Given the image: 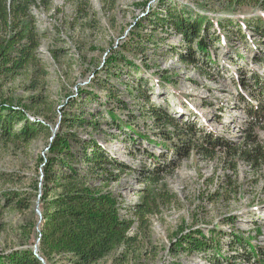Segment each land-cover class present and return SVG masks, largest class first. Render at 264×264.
Wrapping results in <instances>:
<instances>
[{"label":"rangeland","instance_id":"374dc122","mask_svg":"<svg viewBox=\"0 0 264 264\" xmlns=\"http://www.w3.org/2000/svg\"><path fill=\"white\" fill-rule=\"evenodd\" d=\"M159 1L52 0L48 10L43 6L32 8L42 37L39 58L44 75L39 73L34 78L40 87L31 90L30 80L22 77L0 92V101L22 106L28 119L42 123L46 130L29 145L0 146V255L7 258L17 250L31 249L41 264H69L65 259L57 258L51 263L40 259L41 183L49 147L61 132L62 122L81 115L88 122L101 124L100 130L86 124L71 132L83 140H95L113 162L127 167L108 190L122 204L120 215L135 221L130 235L138 236L134 250L128 253L120 248L99 264H212L172 250L182 235L196 231L207 239L213 238V243L218 241L224 251L227 239L238 231L253 238L254 249L256 245L264 247V164L254 171L239 160L237 172L233 173L223 163L222 155L216 160L191 155L179 163L173 174L165 175L162 182L150 188L158 210L149 224L141 225L133 214L132 207L141 203L142 192L147 189L140 172L144 167L153 169L148 155L166 156L165 161H170L171 155L154 144L161 140L156 135L158 131L153 129L152 120L138 112L145 107V97L180 122L240 145L250 120L247 102L258 95L255 90H246L242 97L235 72L241 71V77L249 81L254 73L264 78V46L259 42L264 39L256 31L257 24L264 23L263 7H239L230 0H166L158 10ZM169 6L209 17L214 23L211 33L220 30L219 21L224 25L232 23L229 30L222 29V40L210 48L216 63L204 60L200 72L187 66L180 59V54L186 52L174 49L184 45L182 38H167L159 30L156 38L165 40L159 42L158 48L145 43L138 52L124 54L128 62L116 67L118 78L113 76L105 82L104 62L134 37L131 32L137 22L149 17L151 11L158 10L166 17L162 11ZM146 27L144 33L149 36L153 27ZM109 89L119 95L127 110H120L117 102L108 100ZM38 96L41 104L34 106L32 101ZM109 109L125 122L130 111H135L134 126L152 142L138 138L128 128L119 130ZM99 113L102 116L95 119ZM257 133L264 146V128ZM76 166L84 174L86 167L80 161ZM102 183L91 182L97 187ZM20 200L25 209L17 208ZM258 238V244H254ZM226 256L218 260L232 264Z\"/></svg>","mask_w":264,"mask_h":264},{"label":"trees","instance_id":"16d2710c","mask_svg":"<svg viewBox=\"0 0 264 264\" xmlns=\"http://www.w3.org/2000/svg\"><path fill=\"white\" fill-rule=\"evenodd\" d=\"M165 1L158 2V10L162 5H166ZM230 3L239 7L246 5L264 8V0H230ZM51 4L52 0H0V92L8 84L15 83L22 77L30 80L31 90L40 87L39 84L36 85L34 78L39 73L44 75L39 58L42 37L32 8L43 6L48 10ZM158 10L151 11L149 17L139 20L131 32L134 37H130L128 42L118 48L119 51H114L104 62L107 74L105 82H109V78L113 76L118 78L120 73H116V67L128 62L124 54L138 52L145 43H152L158 48L159 42L165 40L156 38L159 30H162L167 38L177 36L182 38L184 45L174 49L182 48L186 52L185 55L180 54V59L187 66L194 67L200 72V65L204 60L216 63L213 61L210 48L222 40V29L229 30L232 23L224 25L217 21L220 30L211 33L214 23L209 17L198 15L194 11H186L183 7L180 12L172 6L167 7L162 11L166 13V17L161 16ZM145 24L153 27V32L149 36L144 33ZM263 24V22L261 26L257 24L256 31L264 39ZM259 42L264 46V41ZM130 64L132 67L135 66L133 63ZM241 75V71L235 72L240 95L244 97L246 90H255L254 94L258 97L247 102L246 110L250 120L244 128L245 137L240 145L214 132L205 134L194 124L180 122L164 108L151 104L149 98L145 97V107L139 108L138 112L140 116L152 120L153 129L158 131L156 135L161 140L154 144L167 150L171 155L168 156L170 161H165V155L155 157L149 154L153 169L144 167L140 172L147 189L142 192L141 203L132 207V210L141 225L149 224L151 216L158 210L157 199L152 197L150 188L162 182L165 175L173 174L179 163L191 155L209 160H216L217 156L222 155L223 163L233 173L237 172L239 160L249 164L254 171L262 167L264 146L257 131L264 128V78L254 73L252 81H249L243 79ZM165 80L170 81L169 78ZM112 91L111 89L108 91V100L117 102L120 110H127L125 102L120 101L119 95H114ZM86 94L92 96V93ZM32 104L34 106L41 104L39 96ZM19 107L10 101H0V146L29 145L46 130L42 123L30 121L26 109ZM109 110L111 120L119 130L128 128L138 138L152 142L148 137L142 136L134 126L137 118L135 111H130L128 121L125 122L119 119L113 109ZM81 116L62 122L61 132L51 142L49 156L43 166L41 183L43 215L38 234L39 256L49 263L57 262L58 258L67 260L69 264H99L120 248L129 253L136 248L138 242L137 235H130L135 221L120 215L122 204L115 194L108 190L109 184L118 181V174L123 173L127 167L122 163L113 162L95 140L86 141L71 132L72 128L84 127L86 124L92 129L100 130L101 124L88 122ZM100 116L101 113L96 115L95 119ZM79 161L86 167L84 174L76 166ZM93 180H101L102 187L91 184ZM23 202L20 200V203H17L20 210L26 208ZM252 240L253 238H246L238 231L229 240L224 251L218 241L213 243V238L207 239L202 232H187L178 239L172 250L174 253L182 252L188 256L197 253L208 254L210 257L208 256L207 260L212 264H222L218 259L225 254L228 255L226 260L232 264L239 262L264 264V247L256 245L254 249ZM0 264L41 262L31 249H22L13 252L7 258L0 255Z\"/></svg>","mask_w":264,"mask_h":264},{"label":"built area","instance_id":"2783aa9c","mask_svg":"<svg viewBox=\"0 0 264 264\" xmlns=\"http://www.w3.org/2000/svg\"><path fill=\"white\" fill-rule=\"evenodd\" d=\"M232 226H235V224H233ZM233 236H234V234H233ZM233 236H232V238H233ZM232 238L229 237V239H227V236H226V235L223 237L224 240H226V239L228 240L227 242H225L226 245H227V243L229 242V240L232 239ZM224 240H223V241H224ZM258 240H259V238H258L257 240H255V242H256V243L259 242ZM257 244H258V243H257ZM226 245H225V246H226ZM241 252H242V250H241ZM184 255H185V256H188L187 254H184ZM194 257H198V259H199L200 261H202V259L207 260L208 254H205V253H197L196 255H194ZM201 264H203V263L201 262ZM238 264H239V263H238Z\"/></svg>","mask_w":264,"mask_h":264},{"label":"water","instance_id":"95a60500","mask_svg":"<svg viewBox=\"0 0 264 264\" xmlns=\"http://www.w3.org/2000/svg\"><path fill=\"white\" fill-rule=\"evenodd\" d=\"M40 241V240H39ZM40 259H42V258H40Z\"/></svg>","mask_w":264,"mask_h":264}]
</instances>
